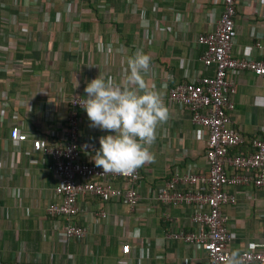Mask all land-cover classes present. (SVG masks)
Listing matches in <instances>:
<instances>
[{
	"label": "crops",
	"instance_id": "0c3cea01",
	"mask_svg": "<svg viewBox=\"0 0 264 264\" xmlns=\"http://www.w3.org/2000/svg\"><path fill=\"white\" fill-rule=\"evenodd\" d=\"M58 1L42 0V6L47 9ZM104 2L103 18L108 21L116 15L120 33H50L49 38H54H45L42 49L48 48L53 55L59 48L63 51L53 74L37 62L41 47L30 38L22 39L24 51L19 47L20 53L10 65L0 58V264H205L202 247L194 250L183 240L168 237L193 228L191 208L164 206L154 194L176 171L208 172L205 130L196 128L190 111L171 103L167 94L175 83L213 75L214 68H206L200 61L206 47L198 38L214 29L221 1ZM234 24L237 37L233 53L264 60V0H239ZM4 37L1 33L0 43L5 46ZM137 50L150 55L146 80L162 92L169 108V119L158 126L150 146L154 160L139 168L143 176L141 200L131 211L121 201L103 203L80 197V211L73 221L86 227L88 236L82 241H65L62 220L46 213L58 179L48 169L49 157L32 151L31 139L43 136L51 140L49 134L64 127L70 96L86 97L87 82L100 73L119 80L128 58ZM232 80L236 86L232 126L247 138L264 139V76L243 70L234 73ZM79 115L82 159L94 163L93 149L100 147L99 137L114 133L90 127L85 110ZM12 126L27 136L26 141L10 139ZM13 190L19 194L14 195ZM228 191L237 198L234 206L223 209L234 235L232 253L260 249L264 246V188L238 186ZM100 211L106 213L104 219L98 217ZM123 243L131 248L128 255L122 253Z\"/></svg>",
	"mask_w": 264,
	"mask_h": 264
},
{
	"label": "built area",
	"instance_id": "2783aa9c",
	"mask_svg": "<svg viewBox=\"0 0 264 264\" xmlns=\"http://www.w3.org/2000/svg\"><path fill=\"white\" fill-rule=\"evenodd\" d=\"M220 1L222 11L214 29L198 38V43L206 47L200 61L204 67L214 68L213 75L194 76L175 83L167 94L171 103L190 111L191 123L196 128L205 130L204 160L208 172L176 171L154 194L155 200L165 206L185 205L191 208L193 228L181 229L168 237L181 239L194 250L202 247L205 264H230L233 256L230 246L234 235L223 209L234 206L237 198L228 189L238 186L264 188V139L247 138L232 126L231 120L236 92L232 75L247 70L263 77L264 60L239 57L233 53L237 37L234 16L239 0ZM80 99L83 96H70L64 127L51 132V140L43 136L31 139L32 151L49 157L48 169L58 179L54 200L46 210L49 215L64 217L62 234L68 242L82 241L89 233L86 227L72 221L80 211L77 204L80 197H92L103 203L121 201L133 211L141 200L139 188L143 178L139 169L130 175L102 174V168L82 159L79 113L84 109L78 103ZM9 136L15 143L24 142L27 138L17 126L10 128ZM244 143H249L245 152L234 151ZM105 216L104 212L98 213L100 219ZM121 249L126 255L131 252L127 243H123ZM238 254L241 264H264V246L247 248Z\"/></svg>",
	"mask_w": 264,
	"mask_h": 264
},
{
	"label": "clouds",
	"instance_id": "9594fccd",
	"mask_svg": "<svg viewBox=\"0 0 264 264\" xmlns=\"http://www.w3.org/2000/svg\"><path fill=\"white\" fill-rule=\"evenodd\" d=\"M150 67V55L137 50L128 58L119 80L100 73L87 82V96L78 101L90 127L114 133L100 136V147L93 149L92 159L103 169L102 174L130 175L154 160L150 146L158 126L168 121L169 108L162 92L146 80ZM13 194L18 195L19 190ZM238 255L233 253L230 264H241Z\"/></svg>",
	"mask_w": 264,
	"mask_h": 264
},
{
	"label": "rangeland",
	"instance_id": "374dc122",
	"mask_svg": "<svg viewBox=\"0 0 264 264\" xmlns=\"http://www.w3.org/2000/svg\"><path fill=\"white\" fill-rule=\"evenodd\" d=\"M25 1L0 0V35L4 33L7 41L5 46L2 42L0 43V58L9 65L15 59L19 47L22 48L24 45L22 39L30 38V41H39L36 46L41 48H39V57L36 58L37 62L47 66L49 74H53L63 51L59 48L53 55L48 48L42 49L45 38L53 40L54 36L49 38L50 33H120L116 27L118 24L116 15L108 21L103 18L106 10L102 8L104 4L102 0H81L80 3L74 0H61L58 1V5L47 7V9L42 6V0H31L29 4H25ZM87 2L98 10L97 14L92 10L93 6L87 5ZM98 16L101 19L100 22L97 20ZM31 52L36 54L34 50ZM51 54L54 57L50 58ZM27 61L30 62V59Z\"/></svg>",
	"mask_w": 264,
	"mask_h": 264
},
{
	"label": "trees",
	"instance_id": "16d2710c",
	"mask_svg": "<svg viewBox=\"0 0 264 264\" xmlns=\"http://www.w3.org/2000/svg\"><path fill=\"white\" fill-rule=\"evenodd\" d=\"M102 1H104V0H102ZM79 2H80V0H79ZM103 3H105V2H103ZM88 4H89V2H87V5H88ZM116 5H117V3H115V7H114L115 9H117V6H116ZM89 6L92 7L93 5H92V4H89ZM103 6H105V5L103 4ZM103 9H104V8H103ZM92 10H94V11L96 12V14L98 13V10H97L94 6L92 7ZM97 18H98L97 20L100 22V21H101L100 17L98 16ZM85 27H86V24H85ZM85 27H84V28H85ZM248 138H251V137H248ZM247 145L249 146V143H244V144H242V146H240L239 148H237L236 151H238V150H242L243 152H245L246 149H247V147H246ZM171 176H172V175H171ZM163 185H164V184H163ZM163 185H162L161 187H163ZM161 187H160V188H161ZM160 188H159V189H160ZM159 189H158V190H159ZM158 190H157V191H158ZM157 191H156V192H157ZM47 206H48V205H47ZM164 206H165V205H164ZM46 209H47V207H46ZM46 213H47L48 216H50V217H52V218H54V219H56V220H58V219H61V220H62V221H61V224H60V225H61V226H60V229H61V232H62V229H63V225H62V224H63V222L65 221V220H64V217H63V216L59 217L58 215H57V216L49 215L48 212H47V210H46ZM78 213H79V212H78ZM74 217H75V216H74ZM74 217H73V219H74ZM73 219H72V221H73ZM73 223L76 224L74 221H73ZM76 225H79V224H76ZM80 226H81V225H80ZM83 227H84V226H83ZM242 250H244V249H242ZM242 250H240V251H242ZM240 251H238L237 253H239Z\"/></svg>",
	"mask_w": 264,
	"mask_h": 264
}]
</instances>
